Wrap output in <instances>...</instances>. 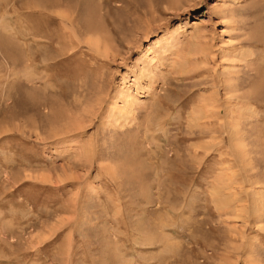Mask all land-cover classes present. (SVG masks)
Returning <instances> with one entry per match:
<instances>
[{"label": "rangeland", "instance_id": "1", "mask_svg": "<svg viewBox=\"0 0 264 264\" xmlns=\"http://www.w3.org/2000/svg\"><path fill=\"white\" fill-rule=\"evenodd\" d=\"M0 40V264H264V0H0Z\"/></svg>", "mask_w": 264, "mask_h": 264}, {"label": "bare ground", "instance_id": "2", "mask_svg": "<svg viewBox=\"0 0 264 264\" xmlns=\"http://www.w3.org/2000/svg\"><path fill=\"white\" fill-rule=\"evenodd\" d=\"M1 24H2V23H1ZM2 27H3V25H2ZM34 27H35V26H34ZM4 28H5V27H4ZM31 28H33V26H31ZM33 29H36V28H33ZM38 29H39V28H38ZM24 30H25V31H24ZM32 31H34V30L31 29V31H29V30H26V28L23 29V32H24L25 34H27V35H29V36H31V35L34 36V38H35V40H36L37 37H39L40 35L36 36L37 34H35V31H34V33H33ZM36 31H37V30H36ZM39 32H40V30H39ZM37 33H38V32H37ZM23 35H24V34H23ZM12 36H14V35H13V32H12ZM24 36H26V35H24ZM24 36H22V37H24ZM14 37H15V36H14ZM41 37H42V36H41ZM45 37H46V36H45ZM49 37H50V36H48V38H49ZM24 38H25V37H24ZM1 39H4V38L1 36ZM50 39H51V38H50ZM22 40H23V39H22ZM0 41H2V40H0ZM36 41H37V40H36ZM12 43H13V42H10V44H7V43L5 44L4 41H3L2 44H3L4 46L8 47V48H11V47L15 46L14 43H13V44H12ZM2 44H0V45H2ZM28 45H29V44H28ZM28 45H27V46H28ZM38 47H39V45H38ZM26 48H28V47H26ZM0 49H2L1 46H0ZM6 50H7V49H6ZM2 51H3V50H2ZM4 52H5V50H4L3 52H0V53L3 54ZM6 53H7V51H6ZM8 53H9V52H8ZM10 54L12 55L13 53L11 52ZM247 55H248V54H247ZM4 56H5V53H4ZM6 56H7V58H8V54H7ZM24 57H25V56H24ZM248 57H249V56H248ZM9 58H10V59H12V58L15 59V56H14V57H12V56L10 57V55H9ZM10 59H8V60L10 61ZM14 59H12L13 62H14ZM8 60H7V61H8ZM29 60H30V58H29ZM34 60H35V59H34ZM30 61H32V60H30ZM11 62H12V61H11ZM15 63H16V62H15ZM35 63H36V62H35ZM27 64H28V63H27ZM37 64H38V63H37ZM25 66H26V65H25ZM33 67H34V66H33ZM253 68H254V67H253ZM30 78H31V77H30ZM259 84H261V83H259ZM237 85H238V84H237ZM237 85H236V86H237ZM237 87H238V86H237ZM258 88H259V87H258ZM258 88H257V89L254 88V89H253V90L256 89L255 92H254L256 95H259V94H260V91H259L260 88H259V89H258ZM253 90H252V92H253ZM249 94H251V93H249ZM129 96H130V95H129ZM249 96H250V95H249ZM249 98H250V97H249ZM130 104H131V101H130ZM70 127H71V126H70ZM66 130H72V129H71V128H64V129H63V131H66ZM38 135H39V134H38ZM262 216H263V215H262Z\"/></svg>", "mask_w": 264, "mask_h": 264}]
</instances>
